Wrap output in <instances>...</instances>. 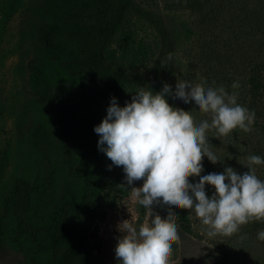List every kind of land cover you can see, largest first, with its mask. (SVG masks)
I'll return each mask as SVG.
<instances>
[{
    "label": "trees",
    "instance_id": "16d2710c",
    "mask_svg": "<svg viewBox=\"0 0 264 264\" xmlns=\"http://www.w3.org/2000/svg\"><path fill=\"white\" fill-rule=\"evenodd\" d=\"M176 1L195 11L210 0ZM254 4L263 8L264 38V0ZM80 7L90 13L82 21L70 16L73 8ZM17 8L41 24L27 86L28 102L40 115L45 140L30 142L19 133L20 121L30 108L16 97L9 99L0 114L15 118L18 134L9 145L22 147L13 149V169L0 189V237L6 236L29 264H103L99 228L105 205L113 204L119 194L126 196L129 187L123 168L99 150L94 128L106 118L112 98L124 107L140 91L133 82L135 71L153 62L157 41L166 36L164 25L133 0H20ZM7 9L0 0V20ZM139 21L149 26L154 36L150 43L140 39ZM34 31L33 24L28 33ZM65 64L81 68L78 86L83 91L78 97L85 112L78 116L58 108L57 100L51 105L50 98L64 81ZM244 87L245 107L255 113L254 125L264 145V55L250 64ZM47 107L49 111H44ZM139 199L138 226L150 210ZM175 224L181 232L199 238L186 214H177ZM254 229L264 231V220L256 221ZM175 251L174 242L170 260Z\"/></svg>",
    "mask_w": 264,
    "mask_h": 264
},
{
    "label": "rangeland",
    "instance_id": "374dc122",
    "mask_svg": "<svg viewBox=\"0 0 264 264\" xmlns=\"http://www.w3.org/2000/svg\"><path fill=\"white\" fill-rule=\"evenodd\" d=\"M10 1L12 2L8 4L7 12L0 20V111L12 97L24 101L30 110L20 121L19 133L30 142H44V133L39 128L40 115L28 102L31 93L27 86L33 70L32 59L36 54L34 39L37 40L41 34V24L34 23L27 12L17 8L14 0ZM133 1L139 9L159 17L166 32L164 40L157 41L153 62L135 71L136 79L133 82L138 84L140 90H152L151 86L156 85L152 91L159 93L168 84L174 92L178 80L193 84L203 80L205 87L218 88L222 85L229 94L236 92L237 103L245 107V73L255 59L264 55V38L261 33L263 8L254 4L256 0H210L195 11L186 9L185 4H178L176 0ZM89 14L84 7L70 11V16L79 21L86 19ZM33 24L34 33H28ZM136 30L144 43H150L154 38L146 21H139ZM154 61H158L157 67L154 66ZM61 70L64 81L57 92V98H50L51 105L57 100V107L69 116L81 115L85 112L81 109L83 103L78 97V93L83 91L78 86V81L83 79L81 68L65 64ZM234 82H239L238 89L232 88ZM132 97L133 95L128 98L127 103L132 102ZM166 99L175 108L191 111L197 123L204 119L210 122V115L201 113L194 101L185 104L172 96H167ZM48 109L50 108L47 107L44 111H49ZM15 123V118L0 114V189L8 183L9 172L13 169V149L22 147L9 145L13 144L18 134ZM206 135L211 151L218 157L219 163L213 164L204 157L201 175L222 173L225 167H232L243 174L248 171L247 157L258 155L264 158V145L254 124L247 133L237 128L225 137L211 129ZM44 145L46 143L41 146L44 148ZM252 167L257 177L264 181V164ZM198 182L199 177L190 178V183ZM142 186V180L128 185L126 196L119 194L114 197L113 204L108 201L105 205V216L99 228L103 244V264H120L115 256V247L123 236L119 227L124 221H129L138 232L145 221L151 225L154 215L166 219L170 213L175 215L174 222L177 214H186L199 235V238H195L177 227L179 239L175 241L176 251L170 264H264V241L257 238L260 231L254 229L256 220L242 225L232 236L210 237L207 226L201 223L194 211L175 209L161 202L150 208L138 226L135 211L138 197H133L131 189ZM214 192L211 185L206 186L209 198ZM0 264H29L4 235L0 237Z\"/></svg>",
    "mask_w": 264,
    "mask_h": 264
},
{
    "label": "clouds",
    "instance_id": "9594fccd",
    "mask_svg": "<svg viewBox=\"0 0 264 264\" xmlns=\"http://www.w3.org/2000/svg\"><path fill=\"white\" fill-rule=\"evenodd\" d=\"M239 87V82L232 84L233 89ZM167 96L185 104L194 101L201 113L210 115V122L197 123L191 111L171 106ZM237 96L222 85L213 88L205 87L203 80L195 84L178 80L174 92L168 84L159 93L141 88L124 107L112 98L106 118L94 128L100 137L99 150L123 168L128 185L143 181L142 187L131 192L145 208L162 202L194 211L207 226L208 236H232L242 225L264 220V181L252 167L264 164V158L247 157L248 171L243 174L232 167L222 173H201L204 157L219 163L208 142L209 130L225 137L237 128L251 131L255 113L238 104ZM191 177H199V182L190 183ZM207 185L215 189L211 198ZM174 216L154 215L151 225L145 221L138 232L124 221L119 227L123 236L115 247L120 264H170L172 245L179 239ZM257 238L264 241V231Z\"/></svg>",
    "mask_w": 264,
    "mask_h": 264
},
{
    "label": "flooded vegetation",
    "instance_id": "af4514ba",
    "mask_svg": "<svg viewBox=\"0 0 264 264\" xmlns=\"http://www.w3.org/2000/svg\"><path fill=\"white\" fill-rule=\"evenodd\" d=\"M15 1V3H16V6H17V4H19L20 3V0H14ZM2 2H3V4H9V3H11L12 1H10V0H2Z\"/></svg>",
    "mask_w": 264,
    "mask_h": 264
}]
</instances>
